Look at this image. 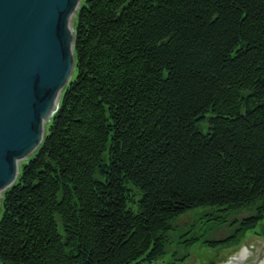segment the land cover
I'll return each instance as SVG.
<instances>
[{"label": "trees", "instance_id": "trees-1", "mask_svg": "<svg viewBox=\"0 0 264 264\" xmlns=\"http://www.w3.org/2000/svg\"><path fill=\"white\" fill-rule=\"evenodd\" d=\"M74 31L75 76L2 195L0 264H148L189 211L264 221V0H82Z\"/></svg>", "mask_w": 264, "mask_h": 264}, {"label": "water", "instance_id": "water-1", "mask_svg": "<svg viewBox=\"0 0 264 264\" xmlns=\"http://www.w3.org/2000/svg\"><path fill=\"white\" fill-rule=\"evenodd\" d=\"M82 0H0V190L41 144L75 69L74 24ZM0 199V200H1ZM222 264H264V241Z\"/></svg>", "mask_w": 264, "mask_h": 264}, {"label": "rangeland", "instance_id": "rangeland-1", "mask_svg": "<svg viewBox=\"0 0 264 264\" xmlns=\"http://www.w3.org/2000/svg\"><path fill=\"white\" fill-rule=\"evenodd\" d=\"M74 19V15L71 16L72 25ZM32 156L33 154L30 157ZM30 157L26 159V162ZM201 212L203 211L195 210L180 215L173 224L174 229L170 233V243L164 254L148 264H222L245 246L264 241V221L258 223L254 229L239 232L235 231V227L231 228L230 225L215 224L206 216L201 215ZM246 214L245 211L234 217L240 218ZM232 218L233 216H231ZM188 239L195 242L192 245H187L185 242ZM205 240L214 242V246H206Z\"/></svg>", "mask_w": 264, "mask_h": 264}, {"label": "bare ground", "instance_id": "bare-ground-1", "mask_svg": "<svg viewBox=\"0 0 264 264\" xmlns=\"http://www.w3.org/2000/svg\"><path fill=\"white\" fill-rule=\"evenodd\" d=\"M76 1H77V0H76ZM3 189H5V187H4ZM3 189L0 190V199H1V194H2V192H3ZM238 252H239V251H238ZM234 255H235V254H234ZM232 256H233V255H232ZM232 256H231V257H232ZM231 257H230V258H231Z\"/></svg>", "mask_w": 264, "mask_h": 264}]
</instances>
